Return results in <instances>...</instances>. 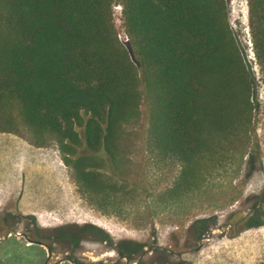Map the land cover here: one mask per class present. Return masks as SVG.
<instances>
[{"label": "trees", "instance_id": "trees-1", "mask_svg": "<svg viewBox=\"0 0 264 264\" xmlns=\"http://www.w3.org/2000/svg\"><path fill=\"white\" fill-rule=\"evenodd\" d=\"M249 9L264 71V0ZM254 80L227 0H0V131L21 121L56 139L90 194L105 190L144 103L150 143L182 164V190L206 180L215 154L250 157Z\"/></svg>", "mask_w": 264, "mask_h": 264}, {"label": "rangeland", "instance_id": "rangeland-1", "mask_svg": "<svg viewBox=\"0 0 264 264\" xmlns=\"http://www.w3.org/2000/svg\"><path fill=\"white\" fill-rule=\"evenodd\" d=\"M227 3L255 78L251 158L242 160L239 150L215 154L216 163L203 168L206 180L182 190V164L150 143L144 103L138 120L121 135L116 162L104 168L105 190L90 194L65 161L59 142L38 137L17 121L14 132L0 131V264L264 262V223L257 224L264 221V203L254 212L264 191V71L254 51L249 0ZM115 21L127 43L119 4ZM252 212L254 220L249 219ZM197 221L208 228L203 240ZM61 227L72 237L82 229L88 233L81 234L75 249L68 240L57 241ZM125 241L134 243L132 259L119 254Z\"/></svg>", "mask_w": 264, "mask_h": 264}, {"label": "flooded vegetation", "instance_id": "flooded-vegetation-1", "mask_svg": "<svg viewBox=\"0 0 264 264\" xmlns=\"http://www.w3.org/2000/svg\"><path fill=\"white\" fill-rule=\"evenodd\" d=\"M262 203H264V191L261 194V199L258 201L256 207L254 208V212H258L262 208ZM255 218H256V216L254 215L253 212L249 214V219L250 220H254ZM204 223H205V221H197L195 223V225H194L195 228H196V230L201 232L199 234V236H198V239L199 240H203L204 239L205 233L208 230V228L205 227ZM257 224L259 225L260 223H257ZM57 232H59L58 235H57V241L59 243L62 242V241H64V240H67V237L69 235V232H68V229L66 227H61V228L57 229ZM66 232H67V234H66ZM82 233L83 232L80 233V231H78V233H75L76 234V237L75 236L74 237H75L76 240H74L73 244H71L73 246V248L76 249L78 247V245H77L78 242H79V239L78 238L81 236ZM102 239H103V237H102ZM30 244H39V243L31 242ZM40 245H42V244H40ZM123 245H128V246L125 248V246H123ZM133 246H134V243H132V242H129V241L122 242L121 245H120V247H118L119 254L121 255V258L127 257L128 259H132V255L130 253L131 252L130 250H132L131 248ZM142 247H144V246H142ZM56 264H59V262H56ZM96 264H102V263H96ZM103 264H118V263L115 262V261H112V263H103ZM136 264H138V263H136Z\"/></svg>", "mask_w": 264, "mask_h": 264}, {"label": "bare ground", "instance_id": "bare-ground-1", "mask_svg": "<svg viewBox=\"0 0 264 264\" xmlns=\"http://www.w3.org/2000/svg\"><path fill=\"white\" fill-rule=\"evenodd\" d=\"M38 214V213H37ZM48 221V220H47ZM96 224H99V222L97 221Z\"/></svg>", "mask_w": 264, "mask_h": 264}, {"label": "crops", "instance_id": "crops-1", "mask_svg": "<svg viewBox=\"0 0 264 264\" xmlns=\"http://www.w3.org/2000/svg\"><path fill=\"white\" fill-rule=\"evenodd\" d=\"M34 157H35V155H34Z\"/></svg>", "mask_w": 264, "mask_h": 264}]
</instances>
